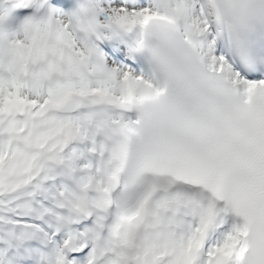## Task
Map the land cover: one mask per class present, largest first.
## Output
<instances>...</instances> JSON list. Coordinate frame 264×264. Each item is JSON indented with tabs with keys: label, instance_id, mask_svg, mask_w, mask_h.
<instances>
[{
	"label": "snow or ice",
	"instance_id": "1",
	"mask_svg": "<svg viewBox=\"0 0 264 264\" xmlns=\"http://www.w3.org/2000/svg\"><path fill=\"white\" fill-rule=\"evenodd\" d=\"M0 264H264V0H0Z\"/></svg>",
	"mask_w": 264,
	"mask_h": 264
}]
</instances>
